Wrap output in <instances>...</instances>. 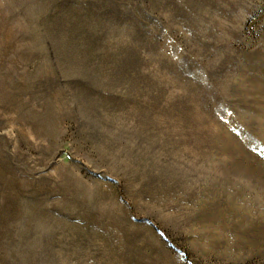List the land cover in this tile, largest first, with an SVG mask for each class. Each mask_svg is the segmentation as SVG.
Segmentation results:
<instances>
[{
  "label": "rangeland",
  "instance_id": "obj_1",
  "mask_svg": "<svg viewBox=\"0 0 264 264\" xmlns=\"http://www.w3.org/2000/svg\"><path fill=\"white\" fill-rule=\"evenodd\" d=\"M0 264H264V0H0Z\"/></svg>",
  "mask_w": 264,
  "mask_h": 264
}]
</instances>
